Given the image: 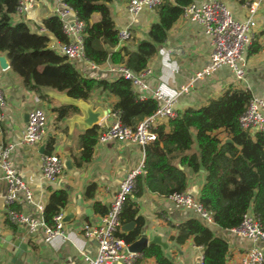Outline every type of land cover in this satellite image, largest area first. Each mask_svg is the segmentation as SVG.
I'll return each instance as SVG.
<instances>
[{"label":"trees","instance_id":"16d2710c","mask_svg":"<svg viewBox=\"0 0 264 264\" xmlns=\"http://www.w3.org/2000/svg\"><path fill=\"white\" fill-rule=\"evenodd\" d=\"M62 1L85 24L83 52L86 60L95 65L110 61L113 65H124L135 73L146 69L157 48L165 42L168 30L181 16L184 7L192 2L162 0L156 10L157 21L142 39L135 40L134 45L130 46L118 41V30L110 8L113 0ZM17 4L18 0H0V54L6 56L10 70L20 77L24 89L34 92L43 100H50L46 91H54L86 102L91 100L93 92L99 90L116 98L112 109L119 114L122 124L128 127H134L157 109L154 99H139L130 82L123 78L98 80L83 76L66 57L48 46L51 38L61 43L67 42L59 19L55 16L44 18L42 27L47 34L33 33L25 23L11 21L10 16L15 14ZM253 43L247 48V55L258 51L251 49ZM251 96L249 91L230 87L204 106L178 112L167 122L169 131L165 130L164 125L157 126L153 130L155 141L144 147V174L137 177L135 195L148 191L167 197L184 192L187 185L185 172L174 166L168 155L189 150L195 141L200 156L182 158L181 166L193 173L204 171L205 178L198 200L211 213L213 223L223 230L232 229L241 223L243 216L251 209L253 216L264 227V137L261 133L244 131L238 122ZM52 112L57 124L63 123L77 110L59 105ZM221 130L227 134L228 141L218 138L216 132ZM97 132L96 126L78 133L81 150L78 154H71L77 167L91 160ZM55 143L54 138L47 139L44 154H52ZM94 189V185L88 186L85 197L91 198ZM67 204L68 194L65 190L51 192L42 211L44 223L53 228L54 217L63 213ZM94 211L103 216L108 210L95 204ZM119 222L121 227L130 222L136 225L128 233L117 232V237L126 244L140 237L144 222L137 216L135 204L129 197L122 205ZM5 224L16 232L15 224L8 218H5ZM172 229L175 235L171 236L170 241L175 245L192 239L195 246L203 249V264H226L227 243L215 237L198 218L189 219ZM142 259H154L156 264H174L158 245L146 248L136 264Z\"/></svg>","mask_w":264,"mask_h":264},{"label":"crops","instance_id":"0c3cea01","mask_svg":"<svg viewBox=\"0 0 264 264\" xmlns=\"http://www.w3.org/2000/svg\"><path fill=\"white\" fill-rule=\"evenodd\" d=\"M192 1L199 4L213 1L224 3L237 21H243L247 16V9L241 0ZM128 2L129 0H113V6L110 5V8L116 29L129 27L131 39L126 44L133 46L135 40L142 39L150 26L157 21V12L156 10H143L137 16L131 17L126 10ZM55 4L56 0H35L33 8L27 14L20 15L21 22L25 23L31 32L36 33L42 27V20L53 16ZM255 18L257 29L255 42L251 49L258 51L250 55H247V50L245 51L246 67L243 81L236 83L230 70L221 67L212 75L192 83L188 92L179 96L175 95L181 86L190 84L195 73L209 63L211 53L210 40L204 34L203 28L180 16L168 30L165 42L157 48L156 54L147 64L146 74L143 78L147 89L137 88L136 95H144L149 98L155 91H159L167 97L176 96L173 105L175 114L187 108L204 106L230 87L249 91L252 96L264 101V34H262L264 30V2L260 4ZM13 23L19 22L14 20ZM56 42L57 40L51 38L49 48L55 50ZM2 55L4 54H0V56ZM74 64L90 78L112 80L108 72L113 65L110 61L100 65L97 70H90L89 65L85 68L86 63L84 62L76 61ZM9 71V62L6 69L1 70L0 68V87L6 100L4 108L6 118L4 123L0 124V146L16 144L11 155V162L21 180L32 192L34 200V205H27L24 202L23 194L20 193L19 199L12 205V209L25 216L40 217L41 214L37 206L44 207L51 192L65 190L68 194L66 208H73L75 219L70 224H63V236H56L48 244L39 238L32 237L26 226L15 224L16 232H13L5 224L6 210L3 197L6 194L7 186L0 173V264H12L11 259L16 252L13 245L15 239L26 245L22 264H86L83 256L93 257L95 255L96 242L81 235L82 225L94 226L99 223L102 215L94 211V205L98 204L108 210L121 180L130 170L144 162V152L140 147L128 142L98 143L93 148L91 160L86 165L77 167L71 154H78L81 150L79 144L75 146V139L82 130L78 129L76 125L70 129L66 124V120L73 114L65 118L63 123L55 124V114L52 109L61 104L49 97L46 94L47 91L45 94L50 100L38 98L34 92L24 89L23 85L22 89H19L8 79ZM88 103L94 107L100 106L113 111L116 98L97 90ZM37 108L45 110L47 114V139L54 138L56 140L53 153L57 154L64 163L62 174L54 182H47L42 177L40 147L20 144L21 134L27 122L26 115ZM106 117L102 122L105 119V122L108 121L109 118ZM167 122L162 121L159 125H164L165 130L169 131ZM216 134L222 141L229 140L227 134L222 130ZM192 155L200 156L195 141L189 150L170 154L168 158L174 166L185 172L187 180L185 192L198 199L205 178L204 171L193 173L190 169L181 166V159L189 158ZM67 161L71 163L70 169L65 166ZM90 185H94L95 189L93 196L87 198L85 192ZM128 197L135 204L137 216L144 222L142 232L148 240L159 236L162 242L168 245L167 250L162 249L164 254L174 264H199L203 257V249L195 246L192 239L182 245H175L170 241L171 236L175 235L172 227L189 219L197 218L190 210L176 209L166 197L148 191H143L139 195H135L133 192ZM249 213L252 214L251 209ZM207 227L215 237L227 243L226 264L236 263L248 249L255 245L264 250V245L238 237L229 230L220 229L215 224ZM121 232L123 231L121 230ZM139 264L156 263L154 259H142Z\"/></svg>","mask_w":264,"mask_h":264},{"label":"built area","instance_id":"2783aa9c","mask_svg":"<svg viewBox=\"0 0 264 264\" xmlns=\"http://www.w3.org/2000/svg\"><path fill=\"white\" fill-rule=\"evenodd\" d=\"M264 0H247L243 3L247 9V16L243 21L235 20L224 3L213 1L209 3L191 2L184 7L181 16L190 23H195L203 28L204 34L209 38L211 53L209 63L202 70L195 73L190 84L181 86L176 92V96L188 92L192 83L206 76L212 75L221 67H226L233 74L235 82L239 83L245 77V51L254 42L257 29L256 13ZM162 0H129L126 10L131 16H137L143 10H157ZM35 0H18L15 9L16 15L27 14L34 6ZM53 16L57 17L62 24V32L67 42H56L55 51L66 57L68 60L82 61L89 65L90 70H97L100 65H95L84 57L83 38L85 24L79 20L72 8L67 6L62 0H56L53 9ZM38 34H47L41 27ZM118 41L120 44L127 43L131 39L129 27L118 29ZM74 63V62H73ZM1 68V67H0ZM2 70V68H1ZM4 70V69H3ZM108 72L112 80L123 78L130 82L133 92L137 88L147 89L143 81L145 70L135 73L124 65H112ZM83 76L87 77L80 72ZM89 77V76H88ZM90 78V77H89ZM136 94V93H135ZM139 99H146L144 95H136ZM176 96L167 97L161 92L155 91L151 97L157 102V109L152 115L139 121L134 127L122 124L119 114L109 110L107 122L105 120L98 124L96 144L111 142H128L136 145L144 152V147L154 142L156 134L154 129L162 121L173 119L176 114L173 105ZM6 100L2 88L0 87V124L5 121L4 108ZM106 117V118H107ZM239 126L250 134L261 133L264 137V101L251 96L245 111L238 119ZM162 125V124H161ZM47 140V114L43 109H33L28 113L27 122L21 134L20 144L30 146H45ZM16 144L0 146V173L1 178L6 182V194L3 203L6 210V218L16 225L26 226L32 237L39 238L44 243H50L56 236H63V223L61 218L63 213L54 217V227L47 226L42 219V206H37L40 217L33 218L17 213L11 206L18 201L19 194L24 196L27 205H34L33 194L19 177L16 169L12 165L11 155ZM41 154V153H40ZM41 174L45 181L54 182L62 174L64 163L55 154L40 155ZM144 174L143 163L130 170L121 180L118 191L110 203L108 211L100 218L97 225H82L81 235L96 242V253L93 257L84 255L86 264H136L140 254L128 251V244L119 237L117 232H121L119 213L125 199L134 192L137 177ZM176 209L190 210L205 225L214 224L212 215L208 212L198 199L184 192L174 193L166 197ZM238 237L251 240L255 244L264 245V227L251 213L243 216L241 223L229 229ZM199 264H203L202 260ZM234 264H264V250L256 245L248 249L242 258Z\"/></svg>","mask_w":264,"mask_h":264},{"label":"water","instance_id":"95a60500","mask_svg":"<svg viewBox=\"0 0 264 264\" xmlns=\"http://www.w3.org/2000/svg\"><path fill=\"white\" fill-rule=\"evenodd\" d=\"M0 67L6 69L8 67V62L5 55L0 56ZM46 94L52 99L59 102L61 105H67L75 108L77 113L73 114L70 118L66 120V124L70 129H73V126L76 125L78 129L82 131L89 130L98 126V124L107 116L109 110L103 109L102 107H94L92 104L83 101L76 100L68 97L64 93H56L54 91H47ZM28 115H26L27 121ZM45 146H41L40 153L44 152ZM67 169L71 168V163L67 161L65 163ZM75 219V212L72 207H67L63 211V216L61 218V223L70 224ZM135 226L134 222L124 224L121 227V230L125 233L133 230ZM13 245L16 248V252L13 254L11 263L12 264H22L24 260V254L26 251V245L21 243L19 240H13ZM151 245H158L163 250H167L168 245L165 242H162L159 236H154L151 240L144 235L142 232L140 237L129 244L128 251L131 253L141 254L146 248Z\"/></svg>","mask_w":264,"mask_h":264},{"label":"rangeland","instance_id":"374dc122","mask_svg":"<svg viewBox=\"0 0 264 264\" xmlns=\"http://www.w3.org/2000/svg\"><path fill=\"white\" fill-rule=\"evenodd\" d=\"M113 6V2H112V4H111V7ZM10 19H11V21L12 22H14V20H17L18 22H21L22 21V18L19 16V15H16V14H12L11 16H10ZM72 64H73V66L79 71V73L81 72V70H80V67H78V66H76V64H74L73 62H76V61H73V60H69ZM80 63H82V61H80ZM86 67H88V65L86 64V66H85V68ZM7 77H8V79L9 80H11L12 82V84H14V85H16L19 89H22V82H21V79H20V77L17 75V74H15L14 72H12L11 70L8 72V74H7ZM94 93V92H93ZM92 96H93V94H92ZM75 146H78V140H77V138L75 139Z\"/></svg>","mask_w":264,"mask_h":264}]
</instances>
